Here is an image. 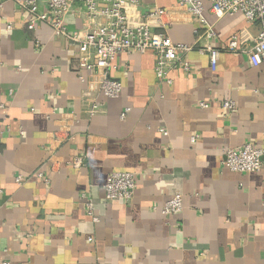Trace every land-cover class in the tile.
Here are the masks:
<instances>
[{"label":"crops","instance_id":"1","mask_svg":"<svg viewBox=\"0 0 264 264\" xmlns=\"http://www.w3.org/2000/svg\"><path fill=\"white\" fill-rule=\"evenodd\" d=\"M204 2L216 33L207 39V25L179 0H142L128 12L169 8L153 28L185 44L208 40L221 49L217 68L196 47L186 55L191 71L175 68L167 82L156 76L153 51L122 53L111 76L123 90L109 98L100 90L101 74L79 77L88 71L79 70L76 46L56 38L48 24L28 29L22 12L5 1L0 258L12 264H264V166L241 173L223 164L226 147H264V62L252 66L244 53L224 49L233 35L252 42L260 25L240 13L219 18ZM66 22L70 30L85 26L78 12ZM228 99L237 103L232 112L222 105ZM94 103L101 109L90 115ZM77 155L85 157L81 167L72 164ZM38 169L48 182L34 176L16 183L18 174ZM115 170L135 172L131 201L105 199L103 184ZM176 192L182 210L164 214Z\"/></svg>","mask_w":264,"mask_h":264},{"label":"built area","instance_id":"2","mask_svg":"<svg viewBox=\"0 0 264 264\" xmlns=\"http://www.w3.org/2000/svg\"><path fill=\"white\" fill-rule=\"evenodd\" d=\"M5 1L0 0V8ZM13 2L23 14V24L28 29H35L38 24H48L56 38H64L69 45L78 49L79 70L88 71L87 77L79 74L84 81L93 80L102 75L100 82L101 92L109 97H119L123 90L120 80L111 76L113 59L122 53H145L153 51L156 54L155 73L158 79L171 82V70L181 67L184 71H191V63L187 53L197 47L201 54H209L211 68L215 70L218 65L221 49L205 40L198 45L176 42L172 37L153 28L152 21L160 25L170 9L160 6H147L138 16H131L128 7L142 5V0H9ZM210 8L217 17L240 13L247 22L257 23L260 30L252 42H242L237 35H233L224 48L230 52L244 53L252 66H259L264 62V0H208ZM192 16L200 19L207 25L205 38L215 36V31L204 17L206 9L204 0H179ZM80 13L84 19L83 30H70L66 22L69 14ZM12 28V24L8 25ZM198 30H196L197 32ZM264 88V83H263ZM200 107L208 108L209 103L201 101ZM223 108L232 112L237 103L224 100ZM100 105L94 103L87 111L90 115L100 111ZM128 110H124V118ZM72 164L81 167L85 164V157L77 155ZM223 164L234 172L252 173L264 166V147H257L247 142L240 147H226L224 149ZM49 179L43 169H38L32 175L18 174L15 181L23 185L32 177ZM137 177L135 172L128 170H115L108 174L103 189L106 200L131 201L135 196ZM0 193L2 190L0 189ZM89 215L95 221L99 218L95 214L94 204L86 201ZM183 208L182 193L176 192L163 206L164 214L171 215L180 212ZM0 264H12L10 260L0 258Z\"/></svg>","mask_w":264,"mask_h":264}]
</instances>
